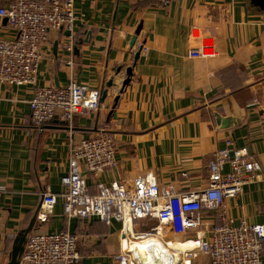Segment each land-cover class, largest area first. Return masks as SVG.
Masks as SVG:
<instances>
[{"label":"crops","instance_id":"crops-1","mask_svg":"<svg viewBox=\"0 0 264 264\" xmlns=\"http://www.w3.org/2000/svg\"><path fill=\"white\" fill-rule=\"evenodd\" d=\"M74 7L73 39L67 29L49 32L36 85L61 87L75 80L107 95L99 111L70 123L55 119L37 130L29 123L33 87L0 82V264H12L22 238L38 232L77 235L78 264H119L120 222L68 218L61 197L47 223L37 219L42 193L63 191L71 140L92 138L105 125L116 145V165L98 178L107 185L129 187L153 173L161 187L175 192L203 190L210 161L231 139L261 170L257 180L226 200L228 216L235 227L243 221L264 225V11L251 0H74ZM5 19L0 16V38H13L16 31ZM207 42L215 47L214 57L190 55ZM140 47L146 51L136 60ZM128 69L130 83L120 92ZM110 80L115 86L107 89ZM216 113L242 122L221 130ZM216 217L215 211L204 213L202 227L189 236L210 237ZM156 225L140 221L133 232ZM166 238L171 245L184 237ZM208 262L199 256L193 264Z\"/></svg>","mask_w":264,"mask_h":264},{"label":"built area","instance_id":"built-area-1","mask_svg":"<svg viewBox=\"0 0 264 264\" xmlns=\"http://www.w3.org/2000/svg\"><path fill=\"white\" fill-rule=\"evenodd\" d=\"M0 16L6 17L16 35L0 38V82L14 86L33 87L29 123L42 129L55 119L72 122L101 109V89L90 88L75 80L66 86H37V74L42 59V47L52 30L73 31L78 18L74 0H1ZM69 53L72 46H67ZM142 50L146 51L145 47ZM190 55L205 59L216 55L215 47L207 42ZM264 112V105L262 106ZM116 145L108 126L98 134L75 143L71 140L68 171L62 177L60 194L42 193L37 219L47 223L53 216L58 197L62 198L68 218L96 217L106 223L122 224V247L115 256L119 264H131V253L125 244L157 236L167 247V234L184 237L178 241L189 245L182 256L189 264L196 258L207 257L208 264H262L264 225L243 221L235 227L229 218L226 200L237 197L247 183L257 180L261 164L246 149L238 148L230 139L209 163L208 186L199 191L175 192L161 187L153 173L134 179L127 187L120 182L110 185L98 180L100 175L116 165ZM228 166L230 171L225 173ZM92 177L93 183H88ZM4 187L0 186V193ZM215 211L216 222L210 237L195 234L203 225V215ZM156 221L150 231L134 234L140 221ZM197 233V232H196ZM173 242V241H171ZM79 237L69 232L33 233L30 235L18 264H78L81 260Z\"/></svg>","mask_w":264,"mask_h":264},{"label":"bare ground","instance_id":"bare-ground-1","mask_svg":"<svg viewBox=\"0 0 264 264\" xmlns=\"http://www.w3.org/2000/svg\"><path fill=\"white\" fill-rule=\"evenodd\" d=\"M127 245L130 246L127 248L133 256L132 264H186L180 255L183 250L186 252L189 248L188 245L184 246L182 243H172L170 247L173 251H169L153 237L142 242L132 240Z\"/></svg>","mask_w":264,"mask_h":264},{"label":"water","instance_id":"water-1","mask_svg":"<svg viewBox=\"0 0 264 264\" xmlns=\"http://www.w3.org/2000/svg\"><path fill=\"white\" fill-rule=\"evenodd\" d=\"M251 4L253 6L261 9L262 11H264V0H251ZM5 20L8 21L7 18ZM141 29H142V25H140L138 27V29L136 31V34H135V36L133 37V39L131 41V46L135 45L136 40H137V36L140 34ZM141 51H142V47H140L138 49L137 53H136V56H135L136 60H138V58H139V56L141 54ZM119 71L120 70H118L117 72H119ZM131 76H132V69H128L127 70V77L122 83V88H121L120 92H123L124 89L129 85ZM114 86H115V84H114L113 80H110L107 83V89L112 88ZM106 95H107V91H104V93H102L101 101H103L105 99ZM215 118H216L217 126L221 130H227V129L234 128V127L240 125L241 122H242L241 119H238V118H236L234 116L223 117V116L219 115L218 113L215 114ZM25 241H26V236H24L22 238V240L20 241L19 245L15 248L14 253H13L12 264H18L17 260H18L20 254L23 251Z\"/></svg>","mask_w":264,"mask_h":264},{"label":"rangeland","instance_id":"rangeland-1","mask_svg":"<svg viewBox=\"0 0 264 264\" xmlns=\"http://www.w3.org/2000/svg\"><path fill=\"white\" fill-rule=\"evenodd\" d=\"M22 254V253H21Z\"/></svg>","mask_w":264,"mask_h":264}]
</instances>
